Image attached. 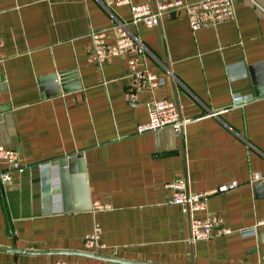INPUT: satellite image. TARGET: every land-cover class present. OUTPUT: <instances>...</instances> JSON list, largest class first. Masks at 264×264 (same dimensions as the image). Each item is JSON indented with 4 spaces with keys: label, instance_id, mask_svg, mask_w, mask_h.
Here are the masks:
<instances>
[{
    "label": "crops",
    "instance_id": "obj_1",
    "mask_svg": "<svg viewBox=\"0 0 264 264\" xmlns=\"http://www.w3.org/2000/svg\"><path fill=\"white\" fill-rule=\"evenodd\" d=\"M106 2L0 0V146L16 151L22 166L0 164L12 172L0 189V247L150 264H264V226L252 236L237 232L264 218V180L251 183L264 176V93L256 92L264 91V0H235L231 18L197 30L183 14L154 27L133 23L131 6L154 0ZM118 22L143 41L163 80L134 100L125 57L90 60L91 32L106 30L114 42ZM66 71L72 80L49 96L54 88L43 78L59 81ZM153 95L173 99L190 119L182 131H137ZM236 95L248 102L233 105ZM76 155L84 192L71 172L63 183L58 164ZM179 178L193 193L240 184L196 212L220 217L232 233L191 240L190 218L168 187ZM97 228V243L87 248ZM60 259L124 264L0 250V264Z\"/></svg>",
    "mask_w": 264,
    "mask_h": 264
},
{
    "label": "built area",
    "instance_id": "obj_2",
    "mask_svg": "<svg viewBox=\"0 0 264 264\" xmlns=\"http://www.w3.org/2000/svg\"><path fill=\"white\" fill-rule=\"evenodd\" d=\"M107 5L131 4L130 0H107ZM235 0H198L195 2H185L182 0H154V3L133 4L131 6L133 23L143 22L148 27L158 25L166 15H185L192 29L197 30L202 27L216 25L233 16ZM115 35L114 42L107 41L106 30H95L91 32L93 43V54L90 58L92 62H105L111 57L123 58L128 62V79L130 82L132 100L137 94L147 87L151 92L162 83V77L154 73L147 63L148 48L139 40L130 29L121 22L113 26ZM248 102L247 97L236 95L233 97V105L237 106ZM149 119L140 123L137 127L139 133L157 131L167 127L176 132L182 131L189 123L190 119L184 118L177 103L173 99L158 98L152 96L148 102ZM5 163L14 170L22 171L19 163L18 153L14 150L0 146V164ZM12 180V172L0 169V189L2 184ZM264 176L255 174L251 183L261 182ZM237 181H231L220 185L215 190L193 193L188 191L187 181L183 178L176 179L168 184L173 190V202L181 205L184 213L190 218L191 240H205L216 235L230 234L233 230L223 224L220 217L199 216L197 211L204 209L208 199L217 194L224 193L239 187ZM99 208L102 205H97ZM264 226V218L247 229H239L237 232L243 236L256 235L258 229ZM87 235L85 245L87 248L93 247L97 243L98 231ZM56 264H74L65 260H57ZM76 264H101L95 262H79Z\"/></svg>",
    "mask_w": 264,
    "mask_h": 264
},
{
    "label": "water",
    "instance_id": "obj_3",
    "mask_svg": "<svg viewBox=\"0 0 264 264\" xmlns=\"http://www.w3.org/2000/svg\"><path fill=\"white\" fill-rule=\"evenodd\" d=\"M260 65H256L254 68H258ZM70 76H72V73L70 71L62 72L60 73V79L58 81V77L56 75H50L48 77L43 78L44 82H49L47 87L49 86L50 88L52 87L53 90H50L48 92L49 96L55 95L59 93V90L61 87H64L68 85V81L72 80L70 79ZM260 88L256 89V92H259L260 94L264 93L259 91ZM6 148V147H5ZM59 166L62 168V179L63 183H67L68 177L67 174L71 172L73 174L72 178L76 179L78 182L83 186L82 191H85V167H84V162L82 160L81 155H76L72 156L69 158H63L60 161H58ZM79 164V166H77ZM77 166V167H76ZM66 191V189H65ZM87 192V191H86ZM83 207H90L88 203L83 205ZM0 250H5V251H14V252H19V253H27V254H71L75 253L80 256H85L89 257L92 259L96 260H103V261H111V262H117V263H124V264H150V263H140V262H135V261H122L118 259H112L108 258L106 256H102L96 253H91V252H70V251H33V250H25V249H19L16 246H13L12 248H5V247H0Z\"/></svg>",
    "mask_w": 264,
    "mask_h": 264
}]
</instances>
